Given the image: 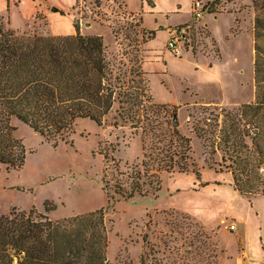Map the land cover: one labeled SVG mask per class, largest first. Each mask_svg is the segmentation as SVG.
I'll return each instance as SVG.
<instances>
[{
	"label": "rangeland",
	"instance_id": "1",
	"mask_svg": "<svg viewBox=\"0 0 264 264\" xmlns=\"http://www.w3.org/2000/svg\"><path fill=\"white\" fill-rule=\"evenodd\" d=\"M62 1L71 2L65 11L32 3L25 16L18 1L6 10L0 0V22L20 33L58 35L69 34L63 26L70 16L80 33L102 35L108 58L120 69L139 60L153 100L176 106L177 127L190 138L192 165L188 171H160L157 191L125 199L109 190L108 201L101 178L113 170L109 157L121 171L141 157L140 135L128 122L117 118L114 125V110L101 125L78 119L72 143L54 146L12 117L25 156L19 168L0 166V215L43 211L47 204V215L59 219L104 208L106 257L116 264L138 263L142 254L145 264H264V195L247 194L241 171L243 162L263 160L264 135L236 111L254 100L253 0H201L200 17L192 10L194 0H150L153 5L142 9V34L137 15H129L122 0ZM169 41L180 46L178 55ZM259 44L264 47L262 39ZM233 121L236 133H247L241 144L238 135L235 142L234 135L223 136ZM197 122L204 137L192 130ZM105 147L107 160L99 152ZM246 167L251 182L264 187V176Z\"/></svg>",
	"mask_w": 264,
	"mask_h": 264
},
{
	"label": "trees",
	"instance_id": "2",
	"mask_svg": "<svg viewBox=\"0 0 264 264\" xmlns=\"http://www.w3.org/2000/svg\"><path fill=\"white\" fill-rule=\"evenodd\" d=\"M93 1L99 5V0ZM253 6L254 100L236 111L260 126L263 136L264 47L259 41L264 43V4L253 0ZM128 14L137 15V33L142 34V11ZM73 27V34L43 35L20 33L0 22V166L15 169L24 162V149L13 136L12 117L55 146L59 142L72 143L70 136L78 119L101 125L114 110L113 124L118 125L117 118L128 122L140 135L142 152L128 171L119 170L118 161L109 157L113 170L105 171L101 178L108 201L113 197L109 190L125 199L157 191L162 170L188 171L192 165L190 138L172 125L176 106L153 100L139 60L135 58L129 68L122 70L108 58L102 35L80 33L76 20ZM234 124L228 125L230 132L223 136L229 140L234 135L235 142L238 135L241 144L247 133H236ZM192 130L197 137L206 133L198 122L192 124ZM251 143L262 153L257 140L252 138ZM99 152L108 159L107 147ZM262 162L264 158L243 162L247 194L264 195V187L259 189L251 182L246 167L255 168L256 176ZM232 173L235 180L236 174ZM48 210L46 204L43 211L11 209L0 215V264H116L106 257L104 208L59 219L50 218ZM135 264H145L143 254Z\"/></svg>",
	"mask_w": 264,
	"mask_h": 264
},
{
	"label": "crops",
	"instance_id": "3",
	"mask_svg": "<svg viewBox=\"0 0 264 264\" xmlns=\"http://www.w3.org/2000/svg\"><path fill=\"white\" fill-rule=\"evenodd\" d=\"M12 1L13 0H3V3H4L3 8L5 7L6 10L9 9V3L12 2ZM16 1H18L19 5H21L22 13L25 16L29 15L28 9H29L30 6H33L32 3H36L38 8L42 7V5H46V6L48 5L51 8V5L55 4L56 6H58L59 9H62L64 11L67 10L71 6V2L66 4L62 0H16ZM123 1L125 3V8H126V10L128 12H139L140 10L142 11V22H143V17H144L143 13H145L143 10L146 9V5L152 6L153 5L152 2L154 4L156 2L155 0H152V2L150 4H148L147 0H123ZM191 3H192V1H191ZM147 13H150V12L147 11ZM56 17H59V16H52L53 19H55ZM67 17H68L67 18L68 19L67 20L68 24H65V26H63V28L65 30H67V33L71 34V33L75 32L74 27L72 25L73 18L70 19L69 18L70 16H67ZM156 20L157 19L154 18V23L156 22ZM169 24H171V23H169ZM157 25H164V23H161V24L159 23ZM175 25H182V24L175 23Z\"/></svg>",
	"mask_w": 264,
	"mask_h": 264
},
{
	"label": "built area",
	"instance_id": "4",
	"mask_svg": "<svg viewBox=\"0 0 264 264\" xmlns=\"http://www.w3.org/2000/svg\"><path fill=\"white\" fill-rule=\"evenodd\" d=\"M192 4H193L192 10L194 11L195 16L196 17H200L202 15L204 3H202L201 0H194L192 2ZM167 44H168V47L172 50L173 53H175L177 55L180 53V51H181L180 46L174 44L172 41H169ZM258 172L262 176H264V167L263 166H259ZM229 227L231 229H234L235 225L230 224Z\"/></svg>",
	"mask_w": 264,
	"mask_h": 264
},
{
	"label": "water",
	"instance_id": "5",
	"mask_svg": "<svg viewBox=\"0 0 264 264\" xmlns=\"http://www.w3.org/2000/svg\"><path fill=\"white\" fill-rule=\"evenodd\" d=\"M51 10H57V8L52 7ZM172 125L173 126H177L178 125V122H177V119H176V115H174V117L172 119Z\"/></svg>",
	"mask_w": 264,
	"mask_h": 264
}]
</instances>
